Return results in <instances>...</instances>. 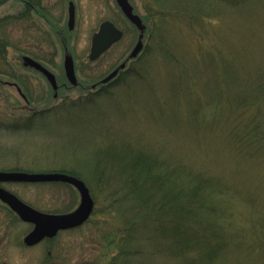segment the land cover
Here are the masks:
<instances>
[{
	"label": "rangeland",
	"instance_id": "rangeland-1",
	"mask_svg": "<svg viewBox=\"0 0 264 264\" xmlns=\"http://www.w3.org/2000/svg\"><path fill=\"white\" fill-rule=\"evenodd\" d=\"M76 1L70 50L91 87L130 55L140 31L116 0ZM131 1L147 25L145 47L95 95L70 88L55 98L42 74L22 64L23 54L54 59L66 81L64 50L48 23H14L2 35L13 47L0 52V78L21 86L29 102L16 85L0 86V170L75 175L96 204L86 223L34 246L24 243L32 225L0 204V264H264V0ZM65 11L57 16L66 21ZM105 20L125 36L93 61L92 36ZM133 175L150 181L145 204L122 186ZM4 186L50 213L71 211L81 198L60 181ZM167 192L179 196L163 213L156 204ZM192 204L195 224L220 227L218 245L189 226L178 243L171 222L157 230Z\"/></svg>",
	"mask_w": 264,
	"mask_h": 264
},
{
	"label": "water",
	"instance_id": "water-1",
	"mask_svg": "<svg viewBox=\"0 0 264 264\" xmlns=\"http://www.w3.org/2000/svg\"><path fill=\"white\" fill-rule=\"evenodd\" d=\"M117 2L129 20L139 28L140 35L138 42L136 43L128 58L123 61L114 71L102 79L103 82H107L116 76L122 68L126 67L129 59L138 56V54L143 49L144 36L147 29V25L144 23L143 18L135 12L134 5L130 2V0H117ZM75 21V4L71 2L69 17V26L71 29L74 28ZM123 35L124 31L113 21L105 20L101 24L99 31H97L93 36L90 58H98L115 42L121 40ZM65 59V70L67 77L70 82L77 84L78 78L75 69V61L72 54H66ZM24 62L26 65L33 66L36 69L42 71L47 76L54 89H58L56 75L49 68L44 66L38 60L27 55L24 56ZM0 180L29 182L63 181L74 185L80 192L81 201L76 209L66 213H50L35 208L34 206L23 201L15 193L0 186V198L8 203L23 220L34 224L33 230H31L25 237V242L29 245L36 244L47 236L53 237L62 229H70L82 225L89 219L94 211L95 200L91 194L90 188L87 186L84 180L72 174L65 172L36 173L24 171H0Z\"/></svg>",
	"mask_w": 264,
	"mask_h": 264
},
{
	"label": "flooded vegetation",
	"instance_id": "flooded-vegetation-1",
	"mask_svg": "<svg viewBox=\"0 0 264 264\" xmlns=\"http://www.w3.org/2000/svg\"><path fill=\"white\" fill-rule=\"evenodd\" d=\"M71 2H73L75 4L76 21H75L74 27H76L78 11L80 10L79 5L77 4L76 0H0V52L6 51V53H7L9 48L13 47V43L9 40V38L7 37L6 40H3L2 35L3 34L12 35L14 23L15 24H23L24 30H28L30 28H35V26L40 28L41 23H44V24L48 23V25H46V26H48V33L51 36H53L54 38L56 36L57 39L60 41L59 44L62 47V49L64 50V56L62 59V63H63V67H64V75H65L66 81H61L59 78V74L56 71H54L53 68L57 65V63L55 62L54 59H52L53 61L49 60L48 62H44V61H41L40 59H38L36 56H32L35 59L39 60L44 66L49 68L53 73H55L57 81H58V90H55L52 87L50 81L48 80L47 76L43 72H41L40 70H37L36 68L35 69L32 68V69L38 71L39 73H41L42 76L48 81V83L50 84V86L52 87V89L54 91L55 97H57V96L59 97V95H61V91L63 89H70V88H79L82 90H88L89 94L95 95V94L100 93L102 90H104L105 87L107 85H109L110 82L114 79L113 78L107 82H103L102 79L104 77H102V78L96 80L95 82H93L91 87L84 85V83H82V81H80L79 77H78L79 81L77 82V84H73L68 80V77H67V74L65 71V60H66L65 56H66V54H68V53L72 54L74 61H75V66H76V59H75L76 57L73 54V52L70 50L71 48H70V43H69L70 32H72L75 29L74 28L73 30H71L70 26H69V14H70ZM116 2H117V0H116ZM4 5H6V7L10 10L9 12H6V13L1 12V8ZM65 8H66L67 14H68V19L66 21H65V18L62 19L60 17V15L57 16V14H61V15L65 14V12H66ZM55 40H56V38H55ZM56 44L57 43H55V45ZM24 55L25 54L22 55V64L25 67L31 68L29 65L25 64L24 58H23ZM4 62H6L10 66H12L11 60L5 59ZM52 64H53V66H52ZM125 69H123V70H125ZM76 71H77V68H76ZM1 85H3V86L4 85H16V88L18 89L19 93L22 95V93L19 90L17 83H15L13 81L3 80L0 78V86ZM86 94H88V93H86ZM39 111H41V110H39ZM4 183H10V182L0 181L1 186H4ZM10 191H12V190H10ZM0 204L7 207L9 210L12 211L13 214H15L18 218H20L19 214L15 210H13L11 208V206H9V204L4 202L1 198H0ZM31 225L33 228L34 225L33 224H31ZM24 243H25V237H24ZM32 246H34V245H32Z\"/></svg>",
	"mask_w": 264,
	"mask_h": 264
},
{
	"label": "trees",
	"instance_id": "trees-1",
	"mask_svg": "<svg viewBox=\"0 0 264 264\" xmlns=\"http://www.w3.org/2000/svg\"><path fill=\"white\" fill-rule=\"evenodd\" d=\"M227 1H230V0H227ZM48 110H51V109H47L46 111H48ZM255 128H257V126H255ZM124 167H126V166H124ZM124 167H122V168H124ZM76 174L80 175V173H76ZM104 177L105 176L103 175V178ZM132 177H133V181H135V182L128 181L126 183V185L122 183V186H123V188L126 189L127 194H129L131 196L133 193H137L138 194L137 204H140L141 199H142L143 204L148 202V200L150 201V199L153 195V192H148L150 189V185H149L150 181L141 180L140 178H137V176H135V175H133ZM85 179L87 180V177ZM199 183L200 182H198V184L194 188H199ZM105 186H108V185H105ZM107 190H109V189H107ZM151 190H153V188ZM117 193H118L117 191H114L113 194H111V197H109L112 201L111 202L112 205L114 203H118L116 201L120 200L119 196H116ZM192 193L195 195H199L200 191L199 192L193 191ZM178 196L179 195H176V196L173 195V197L171 199V193L167 192L166 197L161 202L156 204V206H157L156 209L162 210L163 213L167 212L169 210V208L167 206H171L173 201L176 200V198H178ZM202 196H203V193H202ZM191 199H195L197 204L201 203L197 198H195L193 196H191ZM203 201H206V200L203 198ZM177 204H180V200H177ZM204 205H206V204L204 203ZM195 206H196L195 204H192V206L182 205V208L186 212L185 214L179 215L177 212H174L173 218H168V219H165L162 221H159L157 219L159 221L157 230H162L164 228L163 227L164 224L171 222L172 225L169 228V234H172L176 238L175 241L178 243L180 241V237H181V229L183 228V226H185V227L189 226L190 230L192 231V234H196V232L197 233L201 232L203 234V236L206 237V239L208 241L210 239L216 238L215 243L218 245L219 241L217 240L218 239L217 236L220 233V227H217L214 229V231H212L211 229H209L208 224L205 223L203 220H201L198 216H197L198 219H200V222H202L203 225L198 224L199 222L197 224H195L194 221L196 219V215H193V213H197V209H195L197 207H195ZM201 206H203V205H201ZM160 233L163 234V232H160ZM183 235H184V232H182V236ZM189 237L191 239L193 236L189 234ZM220 241H221V246H222L223 241L221 239H220ZM192 248H190L189 250H191ZM175 251H176L177 255H180L178 249Z\"/></svg>",
	"mask_w": 264,
	"mask_h": 264
}]
</instances>
